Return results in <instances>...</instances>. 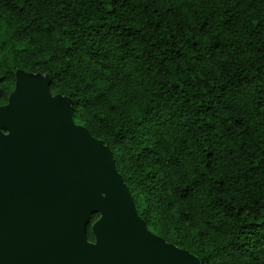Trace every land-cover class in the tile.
Wrapping results in <instances>:
<instances>
[{"label":"trees","instance_id":"16d2710c","mask_svg":"<svg viewBox=\"0 0 264 264\" xmlns=\"http://www.w3.org/2000/svg\"><path fill=\"white\" fill-rule=\"evenodd\" d=\"M20 68L72 98L152 231L264 264V0H0V105Z\"/></svg>","mask_w":264,"mask_h":264},{"label":"water","instance_id":"95a60500","mask_svg":"<svg viewBox=\"0 0 264 264\" xmlns=\"http://www.w3.org/2000/svg\"><path fill=\"white\" fill-rule=\"evenodd\" d=\"M16 75L0 105V264H203L149 228L111 147L50 74Z\"/></svg>","mask_w":264,"mask_h":264}]
</instances>
